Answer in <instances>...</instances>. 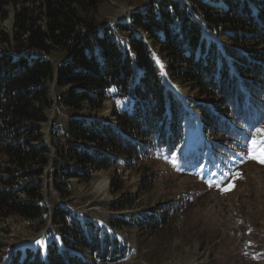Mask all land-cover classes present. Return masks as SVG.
<instances>
[{
    "label": "trees",
    "instance_id": "trees-1",
    "mask_svg": "<svg viewBox=\"0 0 264 264\" xmlns=\"http://www.w3.org/2000/svg\"><path fill=\"white\" fill-rule=\"evenodd\" d=\"M102 1L0 0V19L6 5L14 9L11 31L0 29L9 44L0 48V229L18 216L36 229L51 220L54 228L46 231L58 230L44 252L12 250L0 264L122 259L127 240L69 207L48 208L45 186L52 183L68 198L71 178L104 168L119 190L121 167L143 171L141 185L148 186L159 173L150 167L164 153L217 176L240 160L237 140L245 141L247 154L264 121V0H152L116 30L96 28ZM203 23L228 40L207 37ZM54 47L68 53L56 66L47 54ZM154 50L165 60L167 78L185 84L193 97L167 83ZM53 82L66 87L58 102L76 111H97L114 99V118L74 115L63 133L52 127L48 143ZM181 199L146 212L142 224H165Z\"/></svg>",
    "mask_w": 264,
    "mask_h": 264
},
{
    "label": "rangeland",
    "instance_id": "rangeland-1",
    "mask_svg": "<svg viewBox=\"0 0 264 264\" xmlns=\"http://www.w3.org/2000/svg\"><path fill=\"white\" fill-rule=\"evenodd\" d=\"M151 1L103 0L97 9L99 22L96 28L109 25L116 30L117 23H130L132 12L145 10ZM4 9L7 15L0 19V29L9 32L14 9L9 5ZM203 25L207 37L219 43L228 40L227 35L222 36L206 23ZM132 27L136 32L144 33ZM1 37L0 33V48L6 50L9 44L3 43ZM47 52L55 66L68 56L67 51L59 47ZM154 53L167 83L180 95L193 97L194 93L185 84L167 78L165 60L157 56L156 50ZM50 90L55 101L48 109L49 120L44 124L48 143L52 127L56 126L63 133L69 118L74 115L114 118V99H106L97 111L85 108L80 112L58 102L66 87H58L53 82ZM204 134L207 135L206 131ZM208 139L213 137L209 135ZM250 139L251 143L246 145L247 154L243 148L245 141L237 140L235 152L241 155L240 160L217 176L205 175L197 167L187 165L178 153H164L159 156L156 167H150L159 173L148 186L141 185L143 171L121 167L118 181L122 182L123 188L115 190L111 186V170L102 168L89 178H71L68 198L59 195L49 183L44 189L46 204L51 209L57 205L69 207L111 234L127 240L129 250L125 257L95 264H264V163L261 162L264 159V121L258 124ZM45 176L47 178L48 174ZM103 179L108 182L107 192L98 187ZM181 198L185 200L182 208L174 211L165 224H158L154 229L150 227L151 222L147 226L142 224L146 212L167 202L175 200L177 203ZM117 203L121 207L113 208ZM48 228H54L51 220L42 229H36L21 217H11L0 229V259L18 249L44 252L46 244L58 238V230L46 231Z\"/></svg>",
    "mask_w": 264,
    "mask_h": 264
},
{
    "label": "bare ground",
    "instance_id": "bare-ground-1",
    "mask_svg": "<svg viewBox=\"0 0 264 264\" xmlns=\"http://www.w3.org/2000/svg\"><path fill=\"white\" fill-rule=\"evenodd\" d=\"M107 179H103V180H101L100 182H99V185H98V187L100 188V190L101 189H103V188H105V190L103 191V192H107V189H106V187H108L107 186Z\"/></svg>",
    "mask_w": 264,
    "mask_h": 264
},
{
    "label": "snow or ice",
    "instance_id": "snow-or-ice-1",
    "mask_svg": "<svg viewBox=\"0 0 264 264\" xmlns=\"http://www.w3.org/2000/svg\"><path fill=\"white\" fill-rule=\"evenodd\" d=\"M261 162L264 163V159H261ZM225 190H228V189H225Z\"/></svg>",
    "mask_w": 264,
    "mask_h": 264
},
{
    "label": "water",
    "instance_id": "water-1",
    "mask_svg": "<svg viewBox=\"0 0 264 264\" xmlns=\"http://www.w3.org/2000/svg\"><path fill=\"white\" fill-rule=\"evenodd\" d=\"M148 7V6H147Z\"/></svg>",
    "mask_w": 264,
    "mask_h": 264
}]
</instances>
